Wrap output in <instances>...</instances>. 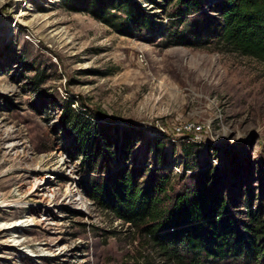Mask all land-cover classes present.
<instances>
[{
	"label": "rangeland",
	"instance_id": "rangeland-1",
	"mask_svg": "<svg viewBox=\"0 0 264 264\" xmlns=\"http://www.w3.org/2000/svg\"><path fill=\"white\" fill-rule=\"evenodd\" d=\"M220 1L185 18L179 0H0V225L27 220L0 229V264H174L89 196L123 146L140 181L167 177L162 205L209 169L222 224L243 237L250 205L264 218V62L165 42L184 19L211 25Z\"/></svg>",
	"mask_w": 264,
	"mask_h": 264
},
{
	"label": "trees",
	"instance_id": "trees-1",
	"mask_svg": "<svg viewBox=\"0 0 264 264\" xmlns=\"http://www.w3.org/2000/svg\"><path fill=\"white\" fill-rule=\"evenodd\" d=\"M179 2L187 5L182 14L185 18L199 8L198 0ZM218 6L217 16L209 18L211 25L203 27L184 19L183 29L178 26L169 30L166 45L205 46L214 41L218 47L264 62V0H221ZM88 118L77 115L73 126L79 129L84 120L90 122ZM126 148H120L125 154L119 166L112 164L105 175L89 180V196L138 228L167 260L174 264H204L205 255L220 264L232 253L252 257L256 263L264 258V218L250 205L246 213L249 222L242 225L243 237L230 225L232 221L222 224L228 204L216 189V175L207 172L209 169L195 187L188 186L171 206H164L167 177L151 172L149 178L140 181L143 168L127 165L130 151ZM97 160L88 165L90 171L96 172L99 165L108 166L104 160L99 164Z\"/></svg>",
	"mask_w": 264,
	"mask_h": 264
},
{
	"label": "bare ground",
	"instance_id": "bare-ground-1",
	"mask_svg": "<svg viewBox=\"0 0 264 264\" xmlns=\"http://www.w3.org/2000/svg\"><path fill=\"white\" fill-rule=\"evenodd\" d=\"M6 202V201H5ZM1 203V202H0ZM17 221H14V222H11V223H5V224H2L1 223V225H0V229H4V228H9L10 226V228H15V227H17L18 225H23L25 222H27V220H22V221H20L19 223H16ZM14 242H16V243H18L19 242V240H17V238H15L14 240H13Z\"/></svg>",
	"mask_w": 264,
	"mask_h": 264
},
{
	"label": "built area",
	"instance_id": "built-area-1",
	"mask_svg": "<svg viewBox=\"0 0 264 264\" xmlns=\"http://www.w3.org/2000/svg\"><path fill=\"white\" fill-rule=\"evenodd\" d=\"M176 130H177V133L180 134L182 132V127H177Z\"/></svg>",
	"mask_w": 264,
	"mask_h": 264
}]
</instances>
